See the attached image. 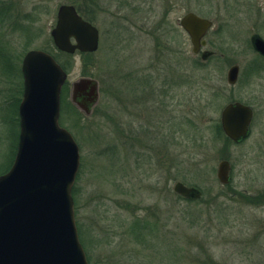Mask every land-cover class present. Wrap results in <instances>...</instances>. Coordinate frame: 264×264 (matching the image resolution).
<instances>
[{
	"label": "rangeland",
	"instance_id": "374dc122",
	"mask_svg": "<svg viewBox=\"0 0 264 264\" xmlns=\"http://www.w3.org/2000/svg\"><path fill=\"white\" fill-rule=\"evenodd\" d=\"M64 4L91 16L97 52L58 54L50 34ZM187 13L214 22L206 36L214 59L192 53L180 25ZM253 33L264 37V0H0V173L19 133L23 58L50 51L69 66L60 124L80 148L73 198L89 264H264V62ZM146 74L157 90L133 106L122 76ZM84 77L99 85L90 115L70 100ZM233 99L255 110L250 136L237 145L218 131ZM223 160L229 185L217 178ZM177 182L202 198L181 200Z\"/></svg>",
	"mask_w": 264,
	"mask_h": 264
},
{
	"label": "water",
	"instance_id": "95a60500",
	"mask_svg": "<svg viewBox=\"0 0 264 264\" xmlns=\"http://www.w3.org/2000/svg\"><path fill=\"white\" fill-rule=\"evenodd\" d=\"M182 29L188 34L192 53H200L213 22L195 13L185 14ZM55 47L73 55L95 53L100 32L72 4L61 5L51 31ZM254 50L264 57V39L251 38ZM212 55L201 54L203 61ZM23 95L18 108L19 137L10 169L0 175V264H89L76 223L73 188L80 169V148L72 133L60 124L61 96L68 73L52 54L33 49L23 58ZM239 67L232 66L227 81L233 85ZM99 99L93 78H80L71 86L70 100L90 115ZM253 110L239 102L221 112L225 135L241 142L250 135ZM217 178L229 185L231 164L218 165ZM181 197L197 201L203 192L182 182L174 185Z\"/></svg>",
	"mask_w": 264,
	"mask_h": 264
},
{
	"label": "flooded vegetation",
	"instance_id": "af4514ba",
	"mask_svg": "<svg viewBox=\"0 0 264 264\" xmlns=\"http://www.w3.org/2000/svg\"><path fill=\"white\" fill-rule=\"evenodd\" d=\"M82 16V15H81ZM213 22V21H212ZM94 25V24H93ZM213 28H214V22H213ZM212 28V29H213ZM211 29V30H212ZM210 30V31H211ZM209 31V32H210ZM208 32V33H209ZM208 33H207V35H208ZM206 35V36H207ZM253 35H260L263 39H264V37L261 35V34H259V33H253L252 34V36ZM252 36L250 37V43H251V46H252V42H251V38H252ZM205 40H206V37H205ZM53 44H54V42H53ZM56 48V47H55ZM252 49H253V51L258 55V58H259V60H262L263 62H264V57L263 56H261L259 53H257L255 50H254V48H253V46H252ZM204 51H210V52H212V55L211 56H209L208 57V59L207 60H205L206 62H208L211 58H213L214 56H216V52L215 51H213V50H210V49H208V42H207V40H206V45L205 46H202V48H201V51H200V53L199 54H197V56L198 55H200L201 56V54L204 52ZM87 54H93V53H87ZM232 66H238L239 67V74H238V78H237V81L233 84V85H230L229 83V85L230 86H236L237 85V83H238V79H239V75H240V66L238 65V64H234V65H232ZM231 66V67H232ZM230 67V68H231ZM229 71V70H228ZM123 77V79L121 80V83H120V89H121V91H122V94H123V96H124V99L126 100L127 98H126V96L127 95H129L130 93H132L133 95V97H132V100H133V103H132V105L133 106H137L138 104H141V102H143L145 99H146V97H148L149 96V98H150V96H152V93H154V91L155 90H157L156 89V87H155V84H156V81H157V79L155 78V77H152L150 74H146L145 75V77L142 79V78H138V77H131V76H122ZM167 85V84H166ZM167 88H168V85H167ZM143 98V100L142 101H140L141 99ZM123 99V101H125ZM99 100H100V92H99V99H98V101H97V104L93 107V109H92V112L95 110V108L97 107V105H98V103H99ZM126 102V101H125ZM237 102H239V103H241V104H243V105H245V106H248V107H250L252 110H253V118H252V122H251V125H250V134H251V126H252V124H253V121H254V116H255V110H254V108H253V106L252 105H249L247 102H243V101H241V100H236V99H233V102H230V103H237ZM229 103V104H230ZM124 107H127V104L125 103V105H124ZM91 112V113H92ZM220 126H221V129H222V125H221V117H220V124H219ZM222 131H223V129H222ZM225 134V133H224ZM226 136V135H225ZM250 136V135H249ZM227 137V136H226ZM228 138V137H227ZM229 139V138H228ZM230 140V139H229ZM246 140V139H245ZM245 140H243V141H241V142H239V143H237V142H234V141H232V140H230L233 144H235V145H237V144H240V143H242V142H244ZM231 170H232V167H231ZM183 198V197H182ZM185 199V198H184Z\"/></svg>",
	"mask_w": 264,
	"mask_h": 264
},
{
	"label": "trees",
	"instance_id": "16d2710c",
	"mask_svg": "<svg viewBox=\"0 0 264 264\" xmlns=\"http://www.w3.org/2000/svg\"><path fill=\"white\" fill-rule=\"evenodd\" d=\"M78 11H79V13L80 14H82V16L86 19V20H88L89 22H93V19L91 18V16H89V15H85V14H83L82 13V11H80L79 9H78ZM47 51V50H46ZM47 52H49L50 53V51H47ZM57 60H58V62L61 64V66L64 68V70L65 71H68V69H69V66L65 63V62H61V61H59V55L58 54H60V55H64V56H67V57H70V55H68V54H65V53H63V52H60V51H58V54L56 55V54H53V53H51ZM215 58V56L213 57V58H211V59H214ZM210 59V60H211ZM65 92V87L63 88V92L62 93H64ZM64 95V94H63ZM19 102H20V99H19ZM15 115H17L16 116V118H17V122L19 121V117H18V109H17V111L15 112ZM218 131H219V133L221 134V135H223L226 139H228L226 136H225V134H224V132L222 131V129H221V126L220 125H218ZM18 137H19V133H17V136L16 137H14L15 138V140H14V148H13V153H12V158H11V160H10V163H9V165L6 167V168H3V170H2V172L0 173V175L1 174H4V173H6L9 169H10V167H11V165H12V162H13V160H14V157H15V154H16V149H17V144H18ZM229 140V139H228ZM230 141V140H229ZM74 196H75V190H74ZM178 198H180L181 200H187V199H184V198H182L181 196H179L178 195ZM76 201V200H75ZM187 201H189V202H191L190 200H187ZM140 233V232H139ZM142 234V233H141ZM82 242V241H81Z\"/></svg>",
	"mask_w": 264,
	"mask_h": 264
}]
</instances>
